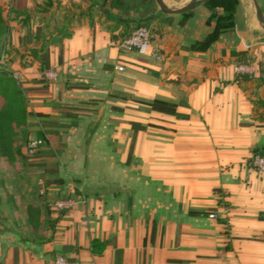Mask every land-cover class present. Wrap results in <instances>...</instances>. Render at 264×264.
Instances as JSON below:
<instances>
[{
    "label": "crops",
    "instance_id": "crops-1",
    "mask_svg": "<svg viewBox=\"0 0 264 264\" xmlns=\"http://www.w3.org/2000/svg\"><path fill=\"white\" fill-rule=\"evenodd\" d=\"M59 9L68 34L60 60L49 47L56 76L29 84V110L54 130L46 147L56 160L26 174L43 181V201L21 205L22 223L0 229V264H55L58 255L82 264H264V176L248 164L264 154V76L252 61L264 39L251 1L238 0L233 28L204 52L189 46L219 7L198 4L182 22L154 0H61ZM148 18L157 60L116 45L124 31L116 19ZM241 51L248 64L231 54ZM154 99L175 104L174 113L151 109ZM53 103L88 113L63 117ZM57 199L74 203L57 209Z\"/></svg>",
    "mask_w": 264,
    "mask_h": 264
},
{
    "label": "trees",
    "instance_id": "trees-1",
    "mask_svg": "<svg viewBox=\"0 0 264 264\" xmlns=\"http://www.w3.org/2000/svg\"><path fill=\"white\" fill-rule=\"evenodd\" d=\"M18 1L19 0L10 1L9 12L12 14L11 19L24 27H28L33 21L35 22L34 26L31 28L32 30H28L23 34L24 41L21 45L27 50L26 56L37 64V70L41 74L50 64L49 47L57 45L58 60H60L61 45L59 41L68 34L66 28L59 29V16L61 12H57V9H59L61 5V0H41L40 2H32L30 5L25 3L22 8L19 6ZM120 2L121 0H111V5L119 6ZM237 2L238 0H205L203 6L210 10L219 7L222 12H212L209 15L205 21L206 25L210 27L209 32L201 39L193 42L189 48L193 51L204 52L215 40H217L220 33L232 29ZM189 14L190 11L181 14L180 22ZM152 19L153 18L130 21L116 19L117 23H121L124 26V31L117 39L127 35L132 29L138 26H146L152 32V27L150 25ZM52 31H54L55 34H52ZM5 33L6 24L0 7V37L5 36ZM231 54L237 56V60L240 64L249 63L250 57L247 56L245 51L231 52ZM35 80L44 83L40 85V87H37V89L41 88V86H48L47 79L43 75H40ZM77 87L87 88L88 86L79 85ZM28 91L32 93V91L36 90L29 88ZM31 93L25 97L21 87L15 84L12 74L0 71V156L8 161H16L17 158L22 156L21 151L15 145L14 138L23 131L22 129H25L29 125L28 119L33 118V116H42L32 113L28 109ZM149 106L151 109L166 113H174L175 110V104L158 99L152 100ZM52 109L60 113L63 117L68 118H74L77 115L88 113V111L81 106H65L57 103H53ZM42 123L44 127L38 128L36 131V139L42 141L40 145L44 144L45 146H49V139L54 134V130L48 128L45 122ZM69 125H72V123ZM69 125L61 127L64 129ZM38 173L39 172H37L36 175ZM38 175H40V173ZM91 244L92 246L97 245L99 241L92 240Z\"/></svg>",
    "mask_w": 264,
    "mask_h": 264
},
{
    "label": "rangeland",
    "instance_id": "rangeland-1",
    "mask_svg": "<svg viewBox=\"0 0 264 264\" xmlns=\"http://www.w3.org/2000/svg\"><path fill=\"white\" fill-rule=\"evenodd\" d=\"M10 1L11 0H0L1 12L6 24L5 36L0 37V71L12 74L15 84L21 87L26 97L30 94L28 89L30 88L29 84H32V80H35L40 75L44 76L43 73L45 71L53 70L56 73V69L53 66L48 67L40 74L37 70V64L26 56L27 50L21 45L24 41L23 34L28 30H32L31 28L34 26L35 22L33 21L28 27H24L11 19L12 14L9 12ZM27 1L40 2L41 0H19L18 4L22 8L23 4L27 3ZM137 1L140 4L147 1L148 3H153V0ZM59 11L60 9H57V12ZM260 30L262 39H264V31L262 29ZM255 56H257V58H252V61L257 62L256 70H259L264 76V44H257ZM47 80L52 81L54 79ZM30 108L32 109L28 102V109ZM28 122L29 125L25 129H22L23 131L14 138L15 145L21 151L22 156L12 163L0 156V229L10 226L11 224L17 227L16 223H22L23 211L20 209L21 205L26 204L28 201L33 202L34 199L40 202L43 201V181L40 180L42 184H39L38 181H30L26 174L30 173L33 164L34 166H39L36 162L44 160L45 158V160H56L54 153L44 144L40 145L38 150L33 154L29 155L26 153V144L28 140L36 138V131L38 128L44 127L42 119H35L33 117L29 118ZM50 126L52 127V125ZM14 175L20 176L19 178L21 179L15 182L13 180L16 178ZM34 216L35 215H33V217ZM17 229L19 231H26L24 228Z\"/></svg>",
    "mask_w": 264,
    "mask_h": 264
},
{
    "label": "built area",
    "instance_id": "built-area-1",
    "mask_svg": "<svg viewBox=\"0 0 264 264\" xmlns=\"http://www.w3.org/2000/svg\"><path fill=\"white\" fill-rule=\"evenodd\" d=\"M116 45L119 49L123 51H137L140 53L147 52L149 57L157 60L160 57L158 47L153 43V36L151 31L146 26H138L132 29L127 35L118 39ZM246 65H238L237 70L239 71H248ZM44 76L47 79H54L56 74L53 70L45 71ZM39 139H30L26 144V153L31 155L39 148L41 144ZM249 166L255 170L261 176H264V154H254L249 158ZM39 184H42L41 181H38ZM42 191V190H41ZM73 200L71 199H57L52 203V206L57 209L69 208L73 205ZM210 217L213 214L209 215ZM55 264H82L76 260H70L63 255H58L55 260ZM88 264H97L96 262H89Z\"/></svg>",
    "mask_w": 264,
    "mask_h": 264
},
{
    "label": "water",
    "instance_id": "water-1",
    "mask_svg": "<svg viewBox=\"0 0 264 264\" xmlns=\"http://www.w3.org/2000/svg\"><path fill=\"white\" fill-rule=\"evenodd\" d=\"M205 0H189L183 6L177 8H171L167 6L163 0H154V3L158 7L159 11L164 15H181L192 10L196 5L203 4ZM253 6L255 18L259 26L264 31V16L257 0H250ZM264 42V41H263Z\"/></svg>",
    "mask_w": 264,
    "mask_h": 264
}]
</instances>
